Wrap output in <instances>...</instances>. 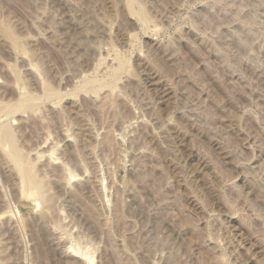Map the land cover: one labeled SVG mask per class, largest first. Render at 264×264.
<instances>
[{"label": "rangeland", "instance_id": "obj_1", "mask_svg": "<svg viewBox=\"0 0 264 264\" xmlns=\"http://www.w3.org/2000/svg\"><path fill=\"white\" fill-rule=\"evenodd\" d=\"M0 264H264V0H0Z\"/></svg>", "mask_w": 264, "mask_h": 264}]
</instances>
